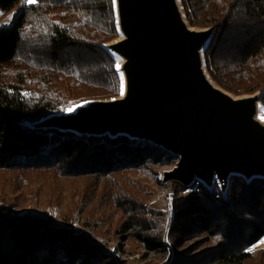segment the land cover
I'll return each instance as SVG.
<instances>
[{
    "label": "trees",
    "instance_id": "trees-1",
    "mask_svg": "<svg viewBox=\"0 0 264 264\" xmlns=\"http://www.w3.org/2000/svg\"><path fill=\"white\" fill-rule=\"evenodd\" d=\"M21 1L0 0V10L9 13ZM23 3L13 24L0 29V264H116L99 210L126 202L121 214L129 228L144 229L136 204L144 193L127 187L131 177L178 159L126 136L28 127L119 98L121 79L105 48L119 38L113 0ZM181 4L192 28L217 30L205 52L212 81L236 96L264 92V0ZM111 176L115 184L100 189L98 180ZM199 188L196 201L156 228V239L144 240L148 248L172 251L167 264H195L174 251L178 238L202 227L220 242L214 264H264V250L253 251L264 237V180L233 177L226 197L218 185Z\"/></svg>",
    "mask_w": 264,
    "mask_h": 264
},
{
    "label": "water",
    "instance_id": "water-1",
    "mask_svg": "<svg viewBox=\"0 0 264 264\" xmlns=\"http://www.w3.org/2000/svg\"><path fill=\"white\" fill-rule=\"evenodd\" d=\"M115 14L119 38L105 48L124 94L28 127L154 144L178 159L166 180L190 188L217 183L226 195L232 177L264 180L263 93L234 98L210 79L204 55L217 30L192 29L180 0H115Z\"/></svg>",
    "mask_w": 264,
    "mask_h": 264
},
{
    "label": "rangeland",
    "instance_id": "rangeland-1",
    "mask_svg": "<svg viewBox=\"0 0 264 264\" xmlns=\"http://www.w3.org/2000/svg\"><path fill=\"white\" fill-rule=\"evenodd\" d=\"M23 2L24 0L21 1L20 4H18V6L9 13H3L0 10V29L9 27L13 24L16 16L23 8ZM192 29L205 30L198 28ZM116 40L112 41L111 43L115 42ZM261 92L263 93V99L261 101V113L264 117V92L262 90L257 93ZM228 94L234 98L253 96H236L232 93ZM175 165L162 164L160 166L141 168L131 177V184H129L127 187L130 188L132 185L136 186L144 193L143 197L136 202L139 211L143 209L140 214H145L143 217V222L145 225L144 229L129 228L130 218H126L121 214V212L126 207H128L125 204L126 202L123 204V209L107 210L106 208H102L99 210L98 218L100 216L102 217L101 223L104 224L103 231H112L111 235L106 237L105 241L110 247H113L114 249L116 248V264H167L169 262L171 256L173 255L172 251H164V254L154 252L148 248L144 240L147 238L156 239V237H154V233H157L156 228L160 229L169 216L174 218L179 206L185 205L189 200L196 201L198 199V194L201 191L199 188L200 186L207 188L201 183H194L193 187L190 188L179 181H167L165 175L171 172ZM114 184L115 182L112 176L105 180H98V187L100 189H102L104 185H107V188H111ZM216 185L218 184L216 183ZM214 189L212 191H214ZM108 198H110V193L105 194L103 198L104 203L108 200ZM191 201L184 207V209L190 207ZM175 223L176 221L173 222V224ZM207 230V228H197L194 232H190L189 234L178 238L177 248L175 247L176 250L174 252L181 253L183 258L192 259L195 264H214V255H216V252L219 251L218 246L220 242H216L214 239L215 237L207 232ZM173 239L174 238H171V240ZM169 245L171 249L173 246L172 243H169ZM239 246L240 244H236V247ZM123 250L126 252V254L123 252ZM259 250H264V237L254 246L253 251ZM215 264L220 263L217 262Z\"/></svg>",
    "mask_w": 264,
    "mask_h": 264
},
{
    "label": "snow or ice",
    "instance_id": "snow-or-ice-1",
    "mask_svg": "<svg viewBox=\"0 0 264 264\" xmlns=\"http://www.w3.org/2000/svg\"><path fill=\"white\" fill-rule=\"evenodd\" d=\"M36 2V0H27V3L29 5L31 4H34ZM113 2L115 3V0H113ZM119 30V28L117 27V31ZM116 71L119 73L120 72V65L119 63L117 62L116 64ZM120 79H121V91H120V94L123 95L124 94V88H123V75L120 76ZM79 107V106H77ZM75 109L74 108H70L68 111L71 112V111H74Z\"/></svg>",
    "mask_w": 264,
    "mask_h": 264
}]
</instances>
